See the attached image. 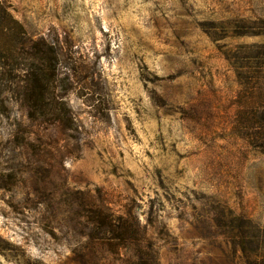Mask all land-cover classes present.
I'll list each match as a JSON object with an SVG mask.
<instances>
[{"label":"rangeland","instance_id":"rangeland-1","mask_svg":"<svg viewBox=\"0 0 264 264\" xmlns=\"http://www.w3.org/2000/svg\"><path fill=\"white\" fill-rule=\"evenodd\" d=\"M4 2L96 78L75 122L31 127L36 153L0 118V264H124L102 207L158 264H264V0Z\"/></svg>","mask_w":264,"mask_h":264},{"label":"trees","instance_id":"trees-1","mask_svg":"<svg viewBox=\"0 0 264 264\" xmlns=\"http://www.w3.org/2000/svg\"><path fill=\"white\" fill-rule=\"evenodd\" d=\"M49 35L34 37L0 0V118L12 126L10 142L33 153L38 144L31 140V127L75 122L66 98L72 92L83 95L96 78V73L81 71L75 64L61 71L60 63L71 52L61 45L58 33ZM259 97L260 105L249 107L248 114L249 121L257 119L256 138L264 150V86ZM99 108L92 107L91 114L96 116ZM15 111L18 115L13 116ZM92 222L94 232L103 233L111 249L119 255L126 250L120 256L124 264H158L155 251L138 244L139 227L128 217L102 207Z\"/></svg>","mask_w":264,"mask_h":264}]
</instances>
